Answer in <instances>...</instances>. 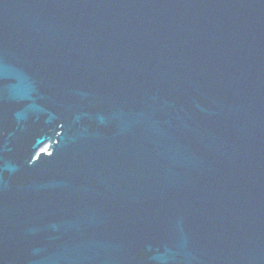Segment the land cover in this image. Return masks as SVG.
I'll return each instance as SVG.
<instances>
[{"label": "water", "instance_id": "1", "mask_svg": "<svg viewBox=\"0 0 264 264\" xmlns=\"http://www.w3.org/2000/svg\"><path fill=\"white\" fill-rule=\"evenodd\" d=\"M0 264H264V0H0Z\"/></svg>", "mask_w": 264, "mask_h": 264}]
</instances>
